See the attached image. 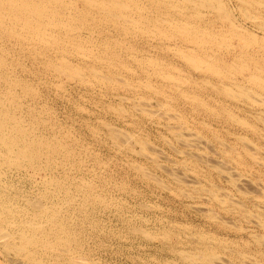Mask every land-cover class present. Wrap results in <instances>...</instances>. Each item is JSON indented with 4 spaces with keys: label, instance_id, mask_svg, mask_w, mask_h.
<instances>
[{
    "label": "rangeland",
    "instance_id": "1",
    "mask_svg": "<svg viewBox=\"0 0 264 264\" xmlns=\"http://www.w3.org/2000/svg\"><path fill=\"white\" fill-rule=\"evenodd\" d=\"M223 1H225L228 9L235 8V0ZM205 13L207 12L205 11ZM235 13L237 16H239L236 11ZM207 14L205 18L214 17L212 13ZM240 21L241 23L243 22L242 20ZM246 23L244 25L249 26L248 24L250 23ZM106 28V26L98 27L94 32L95 34H93L94 36H89L86 32L88 30H84L83 35L84 37H93L94 39H99L101 35L103 36L105 34L104 36H107L109 34L108 37H110L112 40H118L119 38L120 40L123 39V42L127 43L128 45H132V51L131 49H128L129 51H125L124 49V51L122 52L123 57H125L127 51L140 57L152 56L154 58H157L159 62L161 60V62H167V64H169L170 62L178 66L180 69H183L179 73L182 72L183 75H186V78L189 77L188 79L195 80L196 77H198V73L191 71L189 68L187 69V67H185L180 60L172 55V50L166 52L163 49L153 47L147 44L146 39L144 40L140 36H137L138 38L133 36L135 40L132 35H130L131 37L127 36V38L130 39H125L123 36H120L119 33L113 31L112 28ZM105 32H108L107 35ZM5 45V48L2 50H5L6 53L3 55H6V63L9 62L10 64L8 63L7 67L4 69V72H9L8 74H11V76L13 77L11 79L13 80H21L22 83H18L17 85L14 84L12 88L14 87L13 92H16L18 94V98L21 100L22 104L20 106L21 108H18L17 105L14 104L15 101L18 100V98L16 97V99L13 100L8 95L7 97H9V101H6L4 99L5 105L1 103L0 106H10V109L15 111L17 114L25 117V119L27 120V124L30 121L29 116L30 119L34 118L31 121L34 124V127L37 126L34 129L35 133L42 134L48 139H52L53 137V139H55L56 136L58 138V141L61 142L63 146L67 147V150L70 152V156L68 155L63 157L64 155L62 154V156L60 155L58 157V160L53 159L51 161L53 169L51 170V172L49 171L48 178H55L56 180L58 179L57 181L61 182L64 181L67 190L69 189L70 193L72 189V193L70 195V197H72L73 199V201H71L72 203L64 200L66 197V188L65 191L64 189H62L60 192L57 189L53 190L50 185L44 186L42 182H39L40 176L37 175L38 173H35L36 175L33 174L35 175L34 177L33 175L31 176L30 173L26 170L15 171V169L11 170L9 168H5L6 170H3L4 177L3 174L0 177V188L2 186V188L0 189V202L2 203L3 201L8 200V207H11V210H13L14 208V212L18 213V215L16 214L17 219L19 218V216H21V213L27 211V209L28 212L32 210L30 208L32 207V205L30 206L28 200L33 201L35 199L33 202H46L45 204L51 203V205L53 203H57L56 209H59V218L63 220L65 229H67L68 231H70L69 229H72L70 232H68L71 235V239H73L72 242L76 240L74 242L76 243L75 245L74 243L71 244V247L73 248H70L72 252L69 258H71L73 254H75V257L78 255L77 259L82 261V264H189L188 261L182 262V250H184V252L192 253V251H197L196 249H198L197 256L213 252L217 255L220 254V256H218L220 257L221 261H226L228 264H243L242 262L245 261L246 262L244 264H264V225H262L264 223V162H262V160H264V123L256 118L257 112L255 113L254 110L243 107L242 104H236L239 105L237 108H246V114H241L240 116L242 118H245L249 124L252 123V125L250 126L251 128H249L250 131L246 128H244V130L242 127H239L238 124L233 125L230 122L226 123L225 117L220 116L222 114L216 115L219 118L218 120L217 118H209L202 106L192 103V101L190 102L189 100L181 96V91L185 90L188 91L189 94H191L190 96H193L192 93H194V95L197 94L196 96H200L202 94L199 98H203L206 105L211 107V109L218 107L222 110V108L224 107L225 109H236L235 112L238 113V109L234 107V104L232 102L227 101L223 98L218 99L216 96H211L212 94L210 92H204L205 86L207 85L203 84L202 82H199L200 85H198L201 86V88L198 86L199 90L197 89L196 92H194L195 90H192V83L183 84V86H181V88H179L178 90H176L175 88V90H172L170 89V87L166 88V85L161 78L160 80L159 77L152 76L150 82L153 84V87L161 88V90H164L166 97L161 95L155 96L153 90H145L144 87H142L143 89L137 88L127 92L117 90L112 91V89L109 88V91H104L105 88L102 87L97 88V86L95 88L86 86L72 80L70 81L56 75H51L48 70L43 67V59H37V56H34L35 52H33V49L29 48L28 45H26L27 47L22 46L24 48L26 47L27 49H24L22 47L21 49L20 46L18 47V45H14L11 43H5ZM2 50L0 48V51ZM118 51L121 50L118 49ZM27 53H31L32 57L30 56L31 54L28 55ZM55 53V51L48 52L49 55H53ZM25 55L27 57H25ZM13 56L15 58H13ZM23 57H25V59ZM26 58H28L29 60ZM72 58L74 62L79 61L73 56ZM125 61L130 62V68L135 72L136 65L134 66L135 63H133V60L127 57ZM16 62L19 63V65L21 64V66H19ZM121 72V76L123 75V77H129V74H127L126 71L122 70ZM137 72L139 73H135L136 75H131L134 77L133 83H139L138 81L136 82V80L138 79H143L141 81H144V79H146L145 74L141 76L139 75L140 72L142 73L141 69L140 71L137 70ZM23 81L25 82V87L30 85L33 88L34 86L35 89H33L35 91L32 97L23 94L25 89L23 88ZM6 87L7 85L4 84L3 81H0V98L3 97V94H6ZM188 88H190L191 90H188ZM118 94L120 96H118ZM121 96L123 98H121ZM178 97L181 98L178 99ZM166 98L168 100H166ZM183 98L184 100H187L185 101V103ZM121 100L122 102H120ZM138 100H141V102L143 101V104L146 102L145 104H148L147 108L151 112H153L152 110L155 111V113L153 112L154 116L151 114V112V115L148 114V116H146V114L142 113L139 109L134 110L136 109L135 106L138 103ZM207 100L210 101L208 102ZM168 102L172 105L171 110L169 111L172 114L169 116H171L173 119H170L169 121L167 120V117L164 118V115L168 116L166 113H164V111L167 109L160 106L162 103ZM210 102L212 103L210 104ZM121 104L122 108H124L123 112L125 113L122 114L120 112L122 116L120 115V113L114 110L116 109V107L119 108ZM11 105L13 107H11ZM132 106L135 108H132ZM191 106H193V108ZM194 106L197 107L194 108ZM175 112H177L181 116L179 115L178 117V114ZM160 113L161 116L159 117ZM174 114L175 117L173 118ZM157 115L159 118H161L163 115L162 119L159 120V118H157ZM182 116L185 119L180 118ZM262 118H264L263 115ZM205 122L210 125V128H207L208 130L203 128V123ZM178 123L181 126H179ZM169 125H176V127H181V130L184 129L183 131L188 136L191 135V139L193 137L194 139H190L188 140V142L187 140L185 141L178 139V137L172 133V129L170 130ZM252 127L255 129H252ZM112 128L117 130L119 128L120 133H122V131L124 133L127 132L128 134L126 133V139L124 133V136L120 135V137L118 135L119 138H109V136L111 137L112 135L109 134L108 131L111 133ZM253 130H255V132ZM213 134H216V137ZM236 135H246L249 141L245 140L244 142L247 144L244 145L247 146L249 144L251 148L255 150V153H257L255 154V157L259 156L257 157L258 159L255 158L258 160V162L257 160H254V158H251L250 155L247 154V156L246 153L244 154V152L242 151L244 150L243 141H237L235 137ZM122 137H124V139ZM127 139L128 141H125ZM144 140H146L145 142L148 143L147 145H150L152 149L148 147L150 150L146 148L145 151L143 150L141 152L142 147H140L138 143L136 144V142H139L141 145L142 141ZM165 140L167 143L165 142ZM124 141L126 143H124ZM128 142H130L129 146L127 144ZM191 143H193L194 145ZM253 143L254 145H252ZM114 144H116L117 146ZM221 144L223 146H221ZM231 151H233L234 153H231ZM136 152L141 154H137ZM144 152H146V154ZM238 153L240 154L239 156L243 157V160L238 157ZM152 155L154 156L152 157ZM201 156L202 158H204V162L205 160H207L212 164H215L216 162L220 164L222 163V165H224L230 172L232 171L231 174L235 175V178H237V182L239 183L238 187H232V185L228 181H226V179H224L225 177L223 175H220L218 171H216L215 169L212 170L211 167L202 162ZM150 157L152 158L150 159ZM191 160L193 161V163L191 162ZM194 161L197 163H195ZM228 162L230 163L228 164ZM138 167H143L145 172L142 169L141 172L143 173L141 174L138 169H135ZM172 170L176 172L173 176H175V174L178 175L176 176L177 178L172 176ZM147 174H150L153 180L152 178H149L150 176H148ZM145 176L146 178H144ZM81 180L84 183H82ZM86 181L88 182L89 186L88 184H86ZM81 183L83 185H86L83 186ZM91 184L92 186H90ZM85 187L87 188V190ZM89 189L91 191L93 190V193L90 192ZM181 189L183 191L182 193H184L185 190V195L180 194ZM238 189L240 190V192ZM13 190L16 192H14ZM49 190H52L53 192H49ZM83 190L85 193L83 192ZM178 190L180 192H178ZM244 192L245 194L243 195ZM87 193H90L92 195L90 196V199L88 198L90 202L89 200H87L84 207L83 203L86 200L85 197ZM214 193H217L219 196L217 194V196L214 195ZM61 194L65 195L62 196ZM95 195H97V197ZM188 195L191 197L188 198ZM25 197L26 199H28L26 200ZM42 197L45 199V201ZM98 197L103 198L104 200L106 198L107 202H104L106 203L104 204L106 207L101 206L100 203H98ZM222 197L224 198V200ZM58 198L61 203L63 202L65 203V205L63 203L61 204ZM192 198L194 199L192 200ZM217 198L219 199V201L217 200ZM221 199L223 201H221ZM227 199L229 200L228 202ZM230 200L233 203H231ZM226 204L227 208L225 206ZM62 212L66 213L63 214ZM258 215H260L262 218ZM254 217H257V220ZM2 225L6 227V225H4L2 221H0V226ZM44 226L48 227L46 222H44ZM134 227L136 229H133ZM8 228V231L12 230L11 227ZM73 229L75 231H73ZM139 229L144 232L140 233ZM142 233H145V235L143 236ZM145 236H147V238ZM148 237H152L154 239ZM203 237H206L208 239H203ZM224 239L227 240V242ZM224 243H226L225 246ZM196 244L199 245V247ZM220 246L223 249L219 248ZM33 248L32 252L36 253H33V257L38 261L43 259V262L40 261V263H38L31 259L32 257L30 256L26 257L22 254L24 256L22 257V255L16 254V252H14L13 250L8 251L0 241V264H56L57 262V264H69L68 256L63 252L55 253L49 250L42 249L40 247ZM36 250H38L39 253ZM44 250L46 252H44ZM6 251L8 252L6 253ZM76 252H78V254ZM176 252H179V255ZM49 254H51V256ZM58 254H62V256ZM242 254L245 256H243ZM35 255L37 256L35 257ZM246 255L248 257H246ZM40 257L42 258L40 259ZM179 257L182 259H180ZM63 258L65 259V261ZM252 258L255 259L253 260ZM197 263L202 264L203 261L200 260Z\"/></svg>",
    "mask_w": 264,
    "mask_h": 264
},
{
    "label": "bare ground",
    "instance_id": "2",
    "mask_svg": "<svg viewBox=\"0 0 264 264\" xmlns=\"http://www.w3.org/2000/svg\"><path fill=\"white\" fill-rule=\"evenodd\" d=\"M205 11L207 13H210V14L212 13L214 15V17L213 18H205L206 14H207V13H205ZM235 11L238 13L239 16L236 15ZM240 20L243 21L242 22L243 24L241 23ZM246 22L250 23V24H248L249 26L244 25ZM100 26H106L107 28H112L113 31H116L117 33H119L120 36H123L125 39L127 38V36H130V35H132V37L133 36L134 37L140 36L142 39H144V40L146 39L147 44H149L153 47L163 49L166 52H169V50H172L173 51L172 55H174L178 60H180L182 62V64L185 67H187V69L189 68L191 71L198 73V77H196L195 80L194 79L193 80L188 79L189 77L186 78L185 77L186 75H183L182 72L179 73L183 69H180L178 66H176L175 64L170 63V62H169V64H167V62L166 63L161 62L162 60L160 58L159 59L161 61L159 62L157 58H154L152 56L151 57H146V56L140 57L138 55H134L132 53H129L128 49H131V51H132V45H128L127 43L122 41L123 39L120 40V38L118 40H116V39L112 40L110 37H108L109 36V34L107 35L108 32L107 33L105 32L107 36H104L105 34L103 33L104 35L103 36L101 35V37L99 39H94L93 37H84V35H83L84 30H88L86 32L89 36H94L93 34H95L94 33L95 30ZM99 29H101V28H99ZM103 31H105V30H103ZM100 33H101V31H100ZM127 39H130V38H127ZM134 40H135V38H134ZM5 43H9V44L11 43L14 45H18V47L20 46V48L22 46L28 45L29 48H32L33 52H35L34 56L36 55L37 59L38 58L43 59L44 66L43 65H41V66L46 68V70H48V72L51 75H56L58 77L65 78L66 80H70V81L72 80V81L78 82L79 84L80 83L84 84L86 86H91V87H95V88L97 86H98L97 88L102 87V88H105L104 91L108 90V88H109V89H112V91L117 90V91H126L127 92V91H131V90L137 89V88L143 89L142 87H144L145 90L146 89L147 90H149V89L153 90L155 93L154 94L155 96L161 95V96L166 97L164 90H161V88L153 87V84L150 82V79L152 76L159 77V79L161 78L164 81L166 88L170 87V89H172V90H175V89L178 90L179 88H181V86H183V84L192 83L193 84L192 90H195L194 92H196L198 89V86L200 85L199 82H202L203 84L207 85V86H205V89L203 88L205 90L204 92H206V91L210 92L212 94L211 96H214V97L216 96L218 99L223 98V99H226L227 101L232 102L234 104L235 108H237L240 104H242L243 107H246L247 109L249 108L251 110H254L255 113L257 112L256 118L259 121L264 123V118H262V115L264 116V0H235V8H231V9L230 8L228 9L227 5L225 4V1H223V0H0V48H1V50L5 48V46H6ZM26 47L25 48L22 47V48L27 49ZM118 49H120L121 51H118ZM124 49H125V51L128 50L125 57H123V55H122V52L124 51ZM49 51H55L56 53L53 55H49L48 54ZM5 53H6L5 50L0 51V81L1 82L3 81L4 84L7 85V87H6L7 90H5L6 94H3V97L1 96L2 98H0V104L3 103L4 105H5V100L7 101L9 99V97H7L8 95L13 100H15L16 97L17 98L19 97L16 92L15 93L13 92L14 87L12 88V86L14 84L17 85L18 83H22L21 80L11 79L13 77L11 76V74H8L9 72H7V71L4 72V69L7 67V65L9 63L8 61H7L8 63H6V59H5L6 55H3ZM11 53H12V51H11ZM30 54H28V55H30ZM123 54H125V53H123ZM26 55H25V57H27ZM30 56L32 57V54ZM72 56L75 57L79 61L77 62L75 60L76 62H74ZM25 57H23V58L25 59ZM127 57L132 59L133 63H135L134 64V66L136 65L135 72L132 71V69L130 68L131 67L129 65L130 62L125 61L127 59ZM13 58H15V57L13 56ZM26 59H28V58H26ZM36 62H37V60H36ZM17 64L19 65V63H17ZM11 65H12V63H11ZM19 66H21V64ZM134 66H132V67H134ZM140 69H141L142 73L140 72L139 75L141 76V75L145 74L146 79H144V81H141L143 79H140V80L135 79L136 82L138 81L139 83H133L134 77L131 75H136L135 73H139V72H137V70L140 71ZM122 70L126 71V73L129 74V77L128 76L123 77V75L121 76ZM131 72H134V73H131ZM35 77H37V76H35ZM185 78H186V80H185ZM155 81H156V79H155ZM161 83H163V82H161ZM20 86H23V85H20ZM157 87H158V85H157ZM199 87L201 88V86H199ZM23 88H25L23 94L29 95L30 97L33 96L34 91H35L34 86H33L34 89L30 85L25 87V82H24ZM167 90H169V89H167ZM188 90H191V89L188 88ZM181 94H182L181 95L182 97L189 100L190 102L192 101V103H195L199 106H202L203 109L206 111L209 118H215V119L217 118V120H218L219 118L216 115L222 114L220 116L225 117L226 123L230 122L233 125L238 124L239 127H242L243 129L246 128L247 130L250 131L249 128H251L250 126L252 125V123L249 124L245 118H242L240 116L241 114H246V108H243V109H241V107L237 108L238 113L235 112L236 109L235 110L225 109L224 107L222 108V110L219 109L218 107L211 109V107L206 105L203 98L202 99L199 98L202 94L200 96H196L197 94L194 95V93H192L193 96H190L191 94H189V92L186 90L181 91ZM118 96H120V95L118 94ZM121 98H123V97L121 96ZM180 98L178 97V99H180ZM184 98H183V100H184ZM166 100H168V99L166 98ZM187 100H184V103ZM135 101H136V99H135ZM148 101H152V100H148ZM223 101H225V100H223ZM120 102H122V100ZM211 103L212 102H210V104ZM14 104H16L18 108H21L20 106L22 103H21V100L19 98H18V100L15 101ZM144 104H143V101L141 102V100H138V103L136 104V106L134 105L136 107V109H134V110L139 109L142 113H144V114H146V116H148V114H150L151 111L147 108L148 104H145V105ZM236 104H239V105H236ZM151 106H152V104H151ZM160 106H162L163 108H166L168 110V111L165 110L166 112L164 111V113H166L168 115V116L164 115V118L167 117L168 121L170 119L173 120L172 117L169 116L172 114L171 112H169L171 110L172 105L168 102V103H162ZM9 107L10 106H5V107L0 106V177L2 176V174L4 172L3 170L5 168L6 169L9 168L11 170L15 169V171L16 170H26L27 172L30 173L31 176L35 173L36 174L38 173L37 175L40 176V177L37 176L40 178L39 182L40 183L42 182L44 186L50 185L53 190L57 189L60 192L62 189H64V191H65V188L67 190V187H66L64 181L61 182V181H57L58 179L56 180L55 178H51V179L48 178L49 171L51 172V170L53 169V165H51V161L53 159L58 160V157L60 155L62 156V154L64 155L63 157L68 156V155L70 156V152L67 150V147L63 146V144L58 141V138L56 136H55V139H53L54 138L53 136H52L53 137L52 139H48L45 136H43L42 134L35 133L34 129L37 126L34 127V124L31 121L32 119H34V118H32L34 115L31 117L32 119H30V116H29L30 121L27 124V120L25 119V117H23L20 114H17L15 111L10 109ZM11 107H13V106L11 105ZM135 107L132 106V108H135ZM191 107L193 108V106H191ZM195 107H197V106H194V108ZM234 107H232V108H234ZM108 108H110V107H108ZM123 109L124 108H122V104H121V106H119V108L116 107V109H114V110H116L118 113L121 112L123 114L124 113ZM152 111L155 113L154 110H152ZM153 112H151V114L154 116ZM156 112H157V110H156ZM172 112H174V111H172ZM19 113H21V112H19ZM121 113H120V115H121ZM175 113H177V112H175ZM156 114H155V116H156ZM179 115L180 114H178V117H179ZM160 116H161V113H160L159 117ZM159 117L157 115V118H159ZM162 117H163V115H162ZM162 117L159 118V120L162 119ZM174 117H175V114H174L173 118ZM180 118H183V116ZM175 119H174V121H175ZM179 119H177V120H179ZM183 119H185V118H183ZM41 122H39V123H41ZM180 122H182V121H180ZM44 123H45V121H44ZM205 123H203V128L208 130L207 128H210V125H208L207 123L205 124ZM257 123H258V121H257ZM37 124H35V125H37ZM167 124H169V123H167ZM166 126H168V125H166ZM179 126H181V125L179 124ZM114 128L111 129V133L108 131V133L112 135L111 137L109 136V138L113 137L116 139L118 137V135L124 136V134H125V139H126V133L127 132L124 133L121 129L122 133H120L119 128H118V130L114 129ZM169 128H170V130L172 129V133L175 134L178 137V139H180V140H185V141L187 140V142H188V140H190L192 137L191 135H190L191 137L188 136L183 131L184 129L181 130L182 128L178 127V126L176 127V125L175 126L169 125ZM252 129H255V128L252 127ZM253 131L255 132V130H253ZM209 132H210V129H209ZM213 135L215 136L216 134H213ZM127 136H129V135H127ZM235 137H236L237 141L242 140L243 145L247 144L244 142L245 140L249 141L248 138L246 137V135H243V136L242 135H238V136L236 135ZM122 138L124 139V137H122ZM128 139L125 141H128ZM192 139H194V137ZM130 140H131V137H130ZM146 140L142 141V144H141L142 146L140 145L139 142H136V144L138 143L139 146L142 147L141 152L143 150L145 151L146 148L150 147V145L148 146L147 145L148 143L145 142ZM166 140H165V142H166ZM125 141H124V143H126ZM205 142H206V140H205ZM184 143H186V142H184ZM127 144L129 146L130 142H128ZM191 144H193V143H191ZM114 145H116V144H114ZM248 145L247 146L244 145V147H243L244 150H242V151L244 152V154L246 153V155L248 154L251 156V158H254V160H257L258 159L257 157H259V156L255 157V154H257V153H255V150L252 149L250 145L249 146ZM252 145H254V143ZM221 146H223V145L221 144ZM129 150H131V149H129ZM157 152H159V151H157ZM180 152H182V151H180ZM144 153L146 154V152H144ZM231 153H234V152L231 151ZM137 154H141V153H137ZM227 154H228V152H227ZM192 155H194V154H192ZM237 155L239 158H241L243 160V157L239 156L240 155L239 153ZM153 156L154 155H152V157ZM188 156H189V154H188ZM152 157H150V159ZM194 157H196V156H194ZM235 157H236V155H235ZM198 158H200V157H198ZM198 158H197V160H198ZM201 158H202V156H201ZM255 158H257V159H255ZM191 159H192V157H191ZM154 160H155V158H154ZM203 160H204V158H202V162H204ZM80 162H81V160H80ZM191 162L193 163L192 160H191ZM209 162L207 160H205L204 163L207 166L211 167L212 170L215 169L216 171L219 172L220 175H223L225 177L224 179H226V181H228L232 185V187H236V188L238 187L239 183L237 182V178H235V175L231 174L232 171L230 172L224 165H222V163L220 164V163L216 162L215 164H212L211 162L210 163ZM257 162H258V160H257ZM262 162H264V160H262ZM195 163H197V162H195ZM229 163L230 162H228V164ZM259 163H257V164H259ZM241 165H243V164H241ZM78 166H79V164H78ZM133 167H135V166H133ZM76 169H77V167H76ZM135 169L136 170L138 169L141 174L143 173V172H141L142 169L145 172L143 167H138ZM174 173H176V172L173 171L172 176L174 175ZM248 174H250V173H248ZM35 175H33V176L35 177ZM147 175L150 176L149 178H152V176L150 174H147ZM146 176L144 178H146ZM176 176H178V175L175 174V176H173V177L177 178ZM183 176H185V175H183ZM3 177H4V174H3ZM152 180H153V178H152ZM155 180H156V178H155ZM2 182H4V181H2ZM81 182H82V180H81ZM194 182H197V181H194ZM82 183H84V182H82ZM180 183H182V182H180ZM86 184H88V182ZM178 184H179V182H178ZM85 185H83V186H85ZM162 185H163V183H162ZM88 186H89V184H88ZM90 186H92V184ZM1 188H2V186H1ZM73 188H75V187H73ZM86 190H87V188H86ZM89 190H88V192H89ZM179 190H178V192H180ZM202 190H203V188H202ZM45 191H47V190H45ZM50 191H52V190H49V192ZM198 191H199V189H198ZM14 192H16V191H14ZM83 192H84V190H83ZM90 192L93 193V190L92 191L90 190ZM182 192L183 191L181 189L180 194H184L185 190H184V193H182ZM212 192H215V191H212ZM239 192H240V190H239ZM71 193H72V189H71ZM71 193L68 189L65 193L66 197L64 200H66L67 202L73 201L72 197H70ZM217 193H214V195H216ZM65 194H63V195H65ZM96 194H98V193H96ZM244 194H245V192L243 193V195ZM91 195L92 194H90V193L86 194V197H85L86 200L83 203L84 207H85V203L87 202V200H89L91 198L90 197ZM95 196L97 197V195H95ZM6 197H7V195H6ZM26 197H25V199H26ZM190 197L191 196H189L188 198H190ZM93 198H94V196H93ZM32 199H34V198H32ZM193 199L194 198H192V200ZM58 200H59V198H58ZM217 200L219 201L218 198H217ZM223 200H224V198H223ZM223 200L221 199V201H223ZM28 201H29L28 203H30V206L32 205V207H30L32 210L30 212H28V209H27V211L21 213V216H19L18 219L16 217L18 215V213L14 212V208H13V210H11V207H8V200L3 201L2 203L0 202V221H2V223H4V225H6V227H4L3 225L0 226V241L2 242L3 246L8 251L13 250L14 252H16V254H19V255L23 254L26 257L30 256V257H32L31 259H33L35 262H38V263H40V261H42L43 259L38 261L37 259H35L33 257V255L36 254L35 252H32L33 247H40L42 249L49 250V251L55 252V253L63 252L64 254H67L69 264H82V261L77 259L78 255L75 257L74 256L75 254H73L71 256V258H69L71 255V252H72L70 248H73V247H71V244H73L76 240L74 242H72L73 239H71V235H70V233H68L72 229H69L70 231L65 229V224H64L63 220L59 218V214H58L59 209L58 210L56 209L57 203H53L51 205V203L45 204L46 202L45 203H41V202L39 203V202H33L32 200H28ZM44 201H45V199H44ZM54 201H56V200H54ZM97 201H98V203H100L101 206L106 207L104 205V204H106L104 202H107L106 198L104 200L103 198L98 197ZM228 201L229 200L227 199V202ZM89 202H90V200H89ZM60 203H61V201H60ZM110 203H111V200H110ZM231 203H233V202L231 201ZM63 204L65 205V203H63ZM236 204H237V202H236ZM66 205H67V203H66ZM25 206H24V208H25ZM87 206H88V204H87ZM225 206L227 208V204ZM15 207H16V205H15ZM58 207H61V206H58ZM67 207H68V205H67ZM82 210H83V208H82ZM65 213H63V214H65ZM260 215H258V216H260ZM211 216H212V214H211ZM204 217H206V216H204ZM254 218L256 219L257 217H254ZM44 222H46L48 227L44 226ZM255 223H256V221H255ZM262 225H264V223ZM233 226H235V225H233ZM8 227H11L12 230L8 231V229H9ZM133 229H136V228L134 227ZM245 229H247V228H245ZM73 231H75V230L73 229ZM139 232L141 233L144 231H141V229H139ZM202 233H203V231H202ZM144 235H145V233L143 234V236ZM203 235H204V233H203ZM208 235H210V234H208ZM145 237L147 238V236H145ZM160 237H162V236H160ZM165 237H168V236H165ZM206 237H203V239ZM78 238H76V239H78ZM148 238L154 239L152 237H148ZM206 239H208V238H206ZM257 239H255V240H257ZM222 240H223V238H222ZM198 241H199V238H198ZM216 241H219V240H216ZM225 241L227 242V240H225ZM205 242H207V241H205ZM258 242H260V241H258ZM75 244L76 243H74V245ZM217 244H218V242H217ZM225 244L226 243H224V246H225ZM199 245H197V246L199 247ZM197 246H196V248H197ZM219 248L223 249L221 246ZM205 249H206V247H205ZM38 250H36V251L38 252ZM45 250H44V252H46ZM196 250L198 251V249H196ZM218 250H220V249H218ZM8 251H6V253ZM197 251H192V253H189V252H184V250H182V255H183V257H182L183 261L182 262L188 261L189 264H201V263H197L200 260L203 261L202 264H223V262H224V261L223 262L221 261V259L219 257L220 254H218L219 255L218 256L217 254L212 252V253H205V255L197 256L198 255ZM76 253L78 254V252H76ZM51 254H49V255L51 256ZM62 254H58V255L62 256ZM245 254H247V253H245ZM23 255H22V257H24ZM36 256L37 255H35V257ZM39 256H42V255H39ZM67 256H66V258H67ZM243 256H245V255H243ZM246 257H248V256L246 255ZM41 258L42 257H40V259ZM182 258H180V259H182ZM194 258H196V259H194ZM57 259H58V256H57ZM252 259L254 260L255 258H252ZM61 260H62V257H61ZM64 261H65V259H64ZM238 262H239V260H238ZM245 262H242V263L244 264ZM30 263H31V261H30ZM53 263H54V260H53ZM177 263H179V262H177ZM59 264H61V263H59ZM224 264H228V263L225 261Z\"/></svg>",
    "mask_w": 264,
    "mask_h": 264
}]
</instances>
